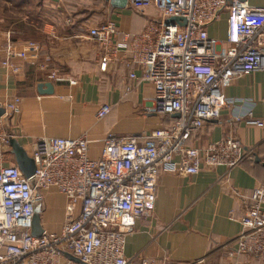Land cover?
I'll list each match as a JSON object with an SVG mask.
<instances>
[{"label": "built area", "instance_id": "1", "mask_svg": "<svg viewBox=\"0 0 264 264\" xmlns=\"http://www.w3.org/2000/svg\"><path fill=\"white\" fill-rule=\"evenodd\" d=\"M128 3L134 10L154 8L158 20L120 40H114L119 32L112 22L89 28L87 37L103 49L101 69L119 52L128 66L138 67L140 75L131 73L129 77L151 86L144 114L167 117L170 122L147 134L107 133L95 160L88 157L91 141L84 136L37 138L32 149L25 151L35 167L33 175L25 178L10 147V140L22 136L13 124L19 100L1 106L0 264H78L67 256L79 264H127L125 236L137 219L152 211L159 171L193 175L201 169H231L252 158L251 151L230 137L204 147L190 143L207 121L216 119L231 104L223 92L234 79L264 71V6L239 0ZM221 15H226L225 48L207 31ZM169 18L182 19L184 24L169 23ZM15 58L24 61L26 55L15 52L9 41L2 66L18 72L20 67L12 63ZM49 78L62 81L55 73ZM110 111V106L101 105L96 118L101 120ZM247 121L262 128L264 141V121ZM7 123L12 129H6ZM51 188L68 202L65 221L60 234L43 230L34 237L31 228L38 195ZM76 204L79 208L73 217ZM240 224L228 264H235L242 255L264 260V185L253 189ZM141 264L155 263L142 259Z\"/></svg>", "mask_w": 264, "mask_h": 264}, {"label": "crops", "instance_id": "2", "mask_svg": "<svg viewBox=\"0 0 264 264\" xmlns=\"http://www.w3.org/2000/svg\"><path fill=\"white\" fill-rule=\"evenodd\" d=\"M246 3L264 6V0ZM10 8L27 16L9 18ZM151 20H158L154 8L136 11L128 0L123 8L114 7L111 0H0V107L14 98L19 100L13 124L22 135L16 141L24 151L29 152L37 138L84 136L91 141L88 157L95 160L107 133L147 134L169 124L170 118L144 114L151 86L129 77L131 73L140 75L138 67L128 66L119 52L101 69L103 49L87 37L89 28L112 22L119 32L114 40H120L142 31ZM207 31L221 48L226 47V15ZM30 36L33 40H28ZM9 41L15 52L26 55L24 61H12L20 67L18 72L2 66ZM51 73L62 81L51 80ZM47 83L51 94L43 93L45 87L39 93L38 85ZM223 95L231 104L216 119L207 121L190 144L204 147L230 137L251 151L252 158L231 169L220 166L193 175L159 171L152 211L137 219L125 236L127 264H141L142 259L155 264L231 261L228 254L241 232L240 219L251 193L264 185L263 130L247 121H264V71L240 75ZM104 104L111 111L98 120L96 112ZM5 127L12 129L9 123ZM37 205L43 230L60 234L68 207L65 197L53 188L43 190ZM78 208V204L73 207V217ZM235 264H264V260L242 255Z\"/></svg>", "mask_w": 264, "mask_h": 264}, {"label": "water", "instance_id": "3", "mask_svg": "<svg viewBox=\"0 0 264 264\" xmlns=\"http://www.w3.org/2000/svg\"><path fill=\"white\" fill-rule=\"evenodd\" d=\"M240 2H245L246 0H239ZM127 3V0H111V4L114 7L117 8H123ZM169 23H182L184 24V20L179 18H169ZM47 89L44 92L42 91V88ZM38 92L41 93H50L52 92L51 85L47 84H39L38 85ZM4 114V109L0 108V117ZM174 117H177V115H174ZM10 147L11 151L15 160V164L20 170V172L25 176V178H30L34 173V162L33 160L27 155V153L24 151V149L19 145V143L12 139L10 140ZM256 162H259L258 159H256ZM43 232V228L40 223V208L39 206H35L34 208V215L32 219V228H31V235L34 237H39L41 233ZM68 259L72 260L75 263H80L77 259L67 256Z\"/></svg>", "mask_w": 264, "mask_h": 264}, {"label": "rangeland", "instance_id": "4", "mask_svg": "<svg viewBox=\"0 0 264 264\" xmlns=\"http://www.w3.org/2000/svg\"><path fill=\"white\" fill-rule=\"evenodd\" d=\"M10 1V0H9ZM24 1V0H23ZM10 12L8 13V16H9V18L10 17H13V19L15 18V17H17V16H27L25 13H21V11H19V10H16L15 8H13V9H11L10 8V10H9ZM12 19V20H13ZM28 40H33V38H31V36L30 37H28Z\"/></svg>", "mask_w": 264, "mask_h": 264}, {"label": "trees", "instance_id": "5", "mask_svg": "<svg viewBox=\"0 0 264 264\" xmlns=\"http://www.w3.org/2000/svg\"><path fill=\"white\" fill-rule=\"evenodd\" d=\"M136 11L144 12L145 10H136Z\"/></svg>", "mask_w": 264, "mask_h": 264}]
</instances>
